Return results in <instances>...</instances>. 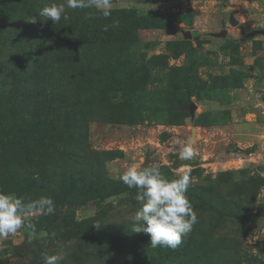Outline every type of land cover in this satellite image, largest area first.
I'll return each instance as SVG.
<instances>
[{
	"label": "rangeland",
	"instance_id": "rangeland-1",
	"mask_svg": "<svg viewBox=\"0 0 264 264\" xmlns=\"http://www.w3.org/2000/svg\"><path fill=\"white\" fill-rule=\"evenodd\" d=\"M53 3L65 0H0V191L55 205L0 238V264H45L44 251L60 264H264V35L245 36L264 28V0H112L107 18L66 8L58 23L39 16ZM64 26L113 40L100 60L58 66ZM189 143L196 155L179 159ZM133 163L169 180L191 169L198 222L177 248L132 232L136 189L113 176Z\"/></svg>",
	"mask_w": 264,
	"mask_h": 264
},
{
	"label": "clouds",
	"instance_id": "clouds-1",
	"mask_svg": "<svg viewBox=\"0 0 264 264\" xmlns=\"http://www.w3.org/2000/svg\"><path fill=\"white\" fill-rule=\"evenodd\" d=\"M66 8L95 9L107 18L111 15L113 3L112 0H65L62 4L53 3L43 7L39 16L58 23L62 16L64 20L68 19ZM36 21V17L28 20L30 23ZM116 26L118 24L114 22L113 27ZM195 155L196 150L190 143L179 151L181 160H192ZM190 173L191 169L187 168L176 179L169 180L158 166L142 167L133 163L119 175L113 176V179H119L129 189H136L135 199L140 207L132 217V232L148 234L152 248H177L182 243V237L187 236L198 222L193 205L186 195L191 184ZM54 212V202L47 196L26 201L14 193L0 191V238L15 235L22 228L33 227L26 223L29 217L47 216ZM41 256L45 264H60L64 259L62 253L48 255L44 251Z\"/></svg>",
	"mask_w": 264,
	"mask_h": 264
},
{
	"label": "trees",
	"instance_id": "trees-1",
	"mask_svg": "<svg viewBox=\"0 0 264 264\" xmlns=\"http://www.w3.org/2000/svg\"><path fill=\"white\" fill-rule=\"evenodd\" d=\"M53 28L56 27L53 26ZM61 32L64 40L54 47L53 58L56 60V65L64 67L70 61L72 62L71 66L74 68L76 66V62H78L77 58L79 59V57L85 55L86 53L92 54L96 60H100L103 55V48L105 47V44L108 45V42L113 40L110 38L108 41H106L105 39H108L109 36L104 35V32L101 28L100 31L97 32V34H100L101 32V35L95 34V39L91 41L87 40L86 38L81 39L77 31H73L67 26H64ZM96 37H100V39H97ZM37 41L43 47L49 40L45 39L44 35L39 33V35L36 36V42ZM114 41L118 42V40ZM14 59L15 58H11L10 63H12ZM45 92L52 93L50 86L45 87Z\"/></svg>",
	"mask_w": 264,
	"mask_h": 264
},
{
	"label": "water",
	"instance_id": "water-1",
	"mask_svg": "<svg viewBox=\"0 0 264 264\" xmlns=\"http://www.w3.org/2000/svg\"><path fill=\"white\" fill-rule=\"evenodd\" d=\"M231 22L232 23H236V21L233 18H231ZM209 34L214 36V37H225L227 35V30L223 29V30H221L219 32H211ZM257 35H264V28L254 29V30L246 33L245 36L254 37V36H257ZM183 36L185 38H190L191 37V33L188 32V31H185V32H183ZM195 108H196V104L193 103V102L189 103V105L185 107V109L188 110V112L190 113L191 118L194 117Z\"/></svg>",
	"mask_w": 264,
	"mask_h": 264
}]
</instances>
